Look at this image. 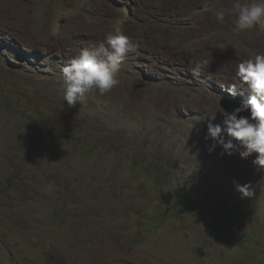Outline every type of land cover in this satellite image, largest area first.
Instances as JSON below:
<instances>
[{"label":"rangeland","instance_id":"rangeland-1","mask_svg":"<svg viewBox=\"0 0 264 264\" xmlns=\"http://www.w3.org/2000/svg\"><path fill=\"white\" fill-rule=\"evenodd\" d=\"M234 2L0 0V264H264V168L204 139L264 52ZM115 26L119 84L69 107L62 66Z\"/></svg>","mask_w":264,"mask_h":264},{"label":"clouds","instance_id":"clouds-1","mask_svg":"<svg viewBox=\"0 0 264 264\" xmlns=\"http://www.w3.org/2000/svg\"><path fill=\"white\" fill-rule=\"evenodd\" d=\"M211 12L220 23L226 16H231L235 33L253 29L264 31V0H235L231 7H220ZM105 39L106 44L101 42L81 48L62 66L63 100L69 107L83 101L86 94L94 90L103 95L119 84L117 74L121 64L135 46L119 26H115ZM194 73L199 74V70L194 69ZM235 78L236 83L223 89L230 98H235L238 88L244 87L247 98L237 101L238 106L231 112L223 109L221 124L213 123L215 114L208 118L204 139L211 143L207 150L211 153L219 146V155L231 156L238 152L241 159L255 153L252 163L264 168V52L253 53L241 60L236 65ZM245 112L248 115L242 114ZM233 184L241 198L252 195L250 183L233 181Z\"/></svg>","mask_w":264,"mask_h":264},{"label":"water","instance_id":"water-1","mask_svg":"<svg viewBox=\"0 0 264 264\" xmlns=\"http://www.w3.org/2000/svg\"><path fill=\"white\" fill-rule=\"evenodd\" d=\"M221 106L225 109V111H228V112H231L232 109L236 107V105L232 102H229L228 104H226L223 101L221 102ZM243 115H248V114H243Z\"/></svg>","mask_w":264,"mask_h":264},{"label":"bare ground","instance_id":"bare-ground-1","mask_svg":"<svg viewBox=\"0 0 264 264\" xmlns=\"http://www.w3.org/2000/svg\"><path fill=\"white\" fill-rule=\"evenodd\" d=\"M226 101H227V100H226ZM227 102L229 103L230 101H227ZM236 102H237V101H236ZM236 102H232V103H234L236 106H238V103H239V102H237V103H236ZM222 108H223V107H222ZM223 109H224V108H223ZM224 110H225V109H224ZM242 114H248V113L245 112V113H242Z\"/></svg>","mask_w":264,"mask_h":264}]
</instances>
